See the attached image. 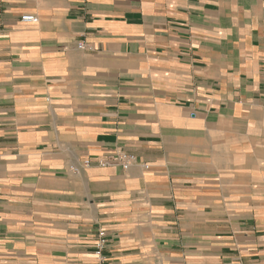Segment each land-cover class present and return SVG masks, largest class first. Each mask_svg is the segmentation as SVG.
I'll list each match as a JSON object with an SVG mask.
<instances>
[{
	"label": "crops",
	"instance_id": "crops-1",
	"mask_svg": "<svg viewBox=\"0 0 264 264\" xmlns=\"http://www.w3.org/2000/svg\"><path fill=\"white\" fill-rule=\"evenodd\" d=\"M0 264H264V0H0Z\"/></svg>",
	"mask_w": 264,
	"mask_h": 264
},
{
	"label": "built area",
	"instance_id": "built-area-1",
	"mask_svg": "<svg viewBox=\"0 0 264 264\" xmlns=\"http://www.w3.org/2000/svg\"><path fill=\"white\" fill-rule=\"evenodd\" d=\"M22 21L24 23L37 24L39 22V18L36 15H24L22 17ZM79 48L84 50L86 49L85 43H79ZM137 159L134 155L126 153L122 150L116 151L114 154L110 155L107 158L99 159L95 162L100 167H111L117 166L120 167L124 172H128L134 164H136ZM93 165L91 161H85L84 166L90 167ZM107 244L106 233L101 231L98 236V240L96 243V252L98 255H101L103 250L105 249Z\"/></svg>",
	"mask_w": 264,
	"mask_h": 264
}]
</instances>
